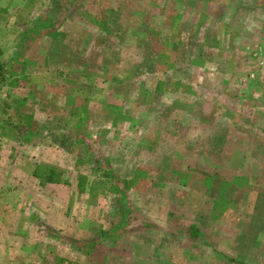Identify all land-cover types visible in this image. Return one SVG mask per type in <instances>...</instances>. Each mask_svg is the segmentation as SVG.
<instances>
[{"label": "rangeland", "instance_id": "rangeland-1", "mask_svg": "<svg viewBox=\"0 0 264 264\" xmlns=\"http://www.w3.org/2000/svg\"><path fill=\"white\" fill-rule=\"evenodd\" d=\"M0 264H264V0H0Z\"/></svg>", "mask_w": 264, "mask_h": 264}, {"label": "trees", "instance_id": "trees-1", "mask_svg": "<svg viewBox=\"0 0 264 264\" xmlns=\"http://www.w3.org/2000/svg\"><path fill=\"white\" fill-rule=\"evenodd\" d=\"M48 175H49V176H48V178H47L46 180H47V181H51V176L53 175V173L50 172Z\"/></svg>", "mask_w": 264, "mask_h": 264}, {"label": "crops", "instance_id": "crops-1", "mask_svg": "<svg viewBox=\"0 0 264 264\" xmlns=\"http://www.w3.org/2000/svg\"><path fill=\"white\" fill-rule=\"evenodd\" d=\"M33 8H35V7H33ZM15 34H16V35H14V37H16V38H17V34H20V33H18V32H17V33H15Z\"/></svg>", "mask_w": 264, "mask_h": 264}]
</instances>
